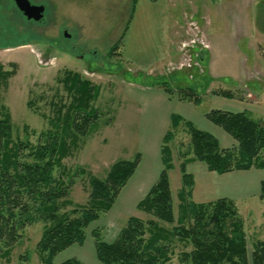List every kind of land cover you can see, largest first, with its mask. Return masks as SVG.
<instances>
[{
  "label": "rangeland",
  "instance_id": "374dc122",
  "mask_svg": "<svg viewBox=\"0 0 264 264\" xmlns=\"http://www.w3.org/2000/svg\"><path fill=\"white\" fill-rule=\"evenodd\" d=\"M30 1L45 6V17L40 22L27 19L15 0H0V109L5 106L9 111L14 138L38 145L46 143L49 134H63L68 106L75 97V93L67 88L66 72L81 73L100 87L99 96L92 102L98 114L97 120L84 135L70 132V151L55 169L56 176L69 184L70 205L66 210L86 204L91 191L90 173L105 177L116 161L134 159L137 153L142 159L141 152L147 147V133L152 129L146 123L145 99L137 96L139 90L134 92L137 88L161 87L166 90V86L158 83L166 82L172 88V93H168L179 98L180 88L192 87V96L200 103L183 101L196 104L188 105L192 109L188 110L195 125L203 130L206 128L202 121L210 122L206 113L217 108L216 102L223 98L218 93L223 90H229L239 101H245L244 106H247L251 117L264 118V98H261V95L264 97V0H211L218 6V11L210 18L213 21L212 32L204 30L211 41L210 46L189 50L193 56L191 65L179 67L177 65L184 57L181 45L194 34L190 21L202 23V28L207 22L197 14L199 9L193 0L186 2L184 8L181 5L174 8L177 9L181 30L177 42L172 44L171 59L167 60L166 66L171 70L172 67L177 68L167 75H164L166 69L161 74L149 73L131 62L130 53L140 57L143 52L145 55L141 59L144 61L152 57L150 44L146 43L149 39L145 36L146 27L143 30L138 23L131 27L120 48L112 54L111 48L118 38L114 31L120 30L122 21L130 14V5H122L121 0ZM149 1L145 0V3L150 4ZM162 5L166 6V0H159L154 9L160 11ZM203 5L207 10L209 0ZM153 35L156 42L160 33L155 30ZM139 45H144L146 51L140 50ZM199 53L201 57L205 56L203 61L200 60V67L196 66ZM8 71L14 72L7 74ZM213 95L220 98H212ZM212 125L215 128L213 133H217L222 146L233 148L237 145L229 133ZM170 145L174 168L169 171V178L176 224L182 221L189 225L191 219L186 221L185 202L207 203L211 198L204 194L213 185L208 181L206 163L192 159L191 136L184 127ZM186 158L191 159L187 168L193 173L195 184L191 196L184 200L181 191L185 185L180 166ZM147 160L145 157L141 168L147 166ZM133 175L113 207L87 228L84 243H75L60 252L54 259L55 264L70 258H77L84 264H103L97 257V237L111 242L130 216L148 217L137 208L142 193L136 185L137 179H131ZM235 203L245 224L249 260L252 261L254 245L264 241V199L259 193ZM43 228L42 221L27 225L9 255L0 250V264H21L23 259L32 264H42L37 243ZM183 249L184 246L179 244L173 264H179V254Z\"/></svg>",
  "mask_w": 264,
  "mask_h": 264
},
{
  "label": "trees",
  "instance_id": "16d2710c",
  "mask_svg": "<svg viewBox=\"0 0 264 264\" xmlns=\"http://www.w3.org/2000/svg\"><path fill=\"white\" fill-rule=\"evenodd\" d=\"M121 42L112 46V54L120 48ZM65 80L68 90L75 93L68 106L66 128L62 135L49 134L46 143L34 145L15 139L9 111L5 106H2L3 111L0 109V250L9 255L26 226L42 221L44 228L37 243L42 264H55L54 259L60 252L75 243H84L87 228L113 207L141 160L137 153L134 159L113 163L105 177L90 173L91 191L86 204L66 210L70 205L69 184L56 176L55 169L70 151V132L84 135L97 120L92 102L99 96L100 87L76 71L66 72ZM158 83L172 93L166 82ZM192 95V87L180 88L181 100L200 103ZM218 95L235 97L229 90L220 91ZM206 115L229 133L237 145L226 148L211 132L173 114L161 149L163 170L137 205L148 217L130 216L111 242L97 237L96 252L100 262L173 264L175 250L182 244L185 249L180 251L179 264H251L252 261V264H264V241L261 240L254 245L252 261L249 260L245 224L232 199L219 198L207 203L186 201V221L191 219V223L186 225L181 221L176 224L169 178V171L174 168L170 143L182 127L191 136L192 159L206 163L210 171L225 174L235 170L264 169V118L254 119L245 110L212 109ZM190 160L184 159L180 166L185 185L181 191L184 200L191 196L195 184L194 175L187 168ZM260 198L264 199V180ZM93 234L96 235V231ZM21 264L32 263L23 259ZM61 264L84 263L70 258Z\"/></svg>",
  "mask_w": 264,
  "mask_h": 264
},
{
  "label": "crops",
  "instance_id": "0c3cea01",
  "mask_svg": "<svg viewBox=\"0 0 264 264\" xmlns=\"http://www.w3.org/2000/svg\"><path fill=\"white\" fill-rule=\"evenodd\" d=\"M121 1L123 2L122 5H130V14L125 21H122V26L120 30L118 29L117 31H114L116 34H118V38L117 40H115V43L119 40L123 41L128 31L131 30V27L135 25V23H138L141 28H143V30L146 27L145 36L149 38L146 43L150 44V49L152 50V53L150 55L152 57L149 61H144L145 59H141V57L145 55L143 52L141 53L140 57H137L136 54L130 53V60L135 66H137V68L147 70L149 71V73L161 74L162 71L166 69V66L168 64L167 60H169V58L171 59L172 44H174V42H177L179 35L178 33H180L181 30V23L179 21V17L176 11L177 9L174 8L180 5L184 8L186 6L184 4L186 2L189 3L192 0H166V6L162 5V7H160V11L154 9V6L158 5L159 0H150V4H146L145 0ZM205 1L206 0H193V4L195 7H198L199 12H197V14L201 15V20L207 22L206 26H203L204 30L207 29L212 32L211 27L213 25V21L210 20V18L211 16L217 14L218 6H216L214 1L209 0L208 9L206 10L205 6L203 5ZM125 6L123 7L124 9ZM189 6L192 8L191 5ZM136 15L139 16L138 18H136V20H134ZM201 25L203 24L201 23ZM147 29L150 33L147 32ZM155 30H158L160 33V37H157L156 42H154L155 35H153ZM127 46L128 45H125V47ZM139 47L140 50L144 49V51H146L144 45H139ZM125 50H127V48H125ZM140 60L142 61L140 62ZM212 76L215 77L213 74ZM138 90L140 92H138L137 96L144 97L145 99L146 104L143 109L146 113L147 126L152 129V131H149V133H147V147L144 149V151L141 152L142 159L140 165L137 169V172L131 178L132 180L137 179L136 185L139 186L140 192L142 193L140 198L143 199V196L149 192L151 187L158 180L160 171L163 169L161 149L164 136L171 124L172 115L178 114L186 120L193 122L190 111L188 110L191 108H188V105H192L194 103L180 100L179 98H176L169 94L168 91L161 87H152L150 89L137 88L134 90V92ZM213 97L220 98V96L217 95H213L212 98ZM261 98L264 97L261 95ZM216 103L217 108L215 109H221L231 112H238L242 110L247 111V106H244L245 101H239L236 97L232 98L223 96L222 100ZM258 117L260 118L261 116ZM210 122L202 121L206 128V131H209L214 134L213 129L215 128L212 125L214 123ZM215 136H218L217 133ZM145 157H147L148 159V164L145 168L144 166L143 168H141L144 163ZM196 163L201 164L202 162ZM140 168L141 172L138 174ZM205 170H207V177H209L208 181L210 183L212 182L213 185V188L210 187L209 190L207 189L205 191L206 194H204L205 196H207V198H211L209 200L206 199L208 200V202L215 201L219 198H229L239 202L249 197L258 195L261 189V182L264 180V169L235 170L225 174H218L214 171H210L207 166Z\"/></svg>",
  "mask_w": 264,
  "mask_h": 264
},
{
  "label": "built area",
  "instance_id": "2783aa9c",
  "mask_svg": "<svg viewBox=\"0 0 264 264\" xmlns=\"http://www.w3.org/2000/svg\"><path fill=\"white\" fill-rule=\"evenodd\" d=\"M190 25L193 29V36L190 38L189 41H185L183 42V44L181 45V49L184 50L183 52V61H181L177 66H186V65H191L193 60V56L192 54L188 53L189 50L193 51L195 48H201L199 46H204V49L208 48L210 46V43L205 35V33L203 32L202 28L200 27V25L196 22V21H190ZM200 53L197 54L196 58L199 59ZM51 62V61H50ZM196 66L200 67V61L197 60L196 62ZM173 69L177 68V67H172ZM172 69V70H173ZM171 69H167L168 72H172Z\"/></svg>",
  "mask_w": 264,
  "mask_h": 264
},
{
  "label": "water",
  "instance_id": "95a60500",
  "mask_svg": "<svg viewBox=\"0 0 264 264\" xmlns=\"http://www.w3.org/2000/svg\"><path fill=\"white\" fill-rule=\"evenodd\" d=\"M15 3L29 20L40 21L45 16V6L43 4H33L30 0H15Z\"/></svg>",
  "mask_w": 264,
  "mask_h": 264
},
{
  "label": "flooded vegetation",
  "instance_id": "af4514ba",
  "mask_svg": "<svg viewBox=\"0 0 264 264\" xmlns=\"http://www.w3.org/2000/svg\"><path fill=\"white\" fill-rule=\"evenodd\" d=\"M46 44V43H45Z\"/></svg>",
  "mask_w": 264,
  "mask_h": 264
}]
</instances>
